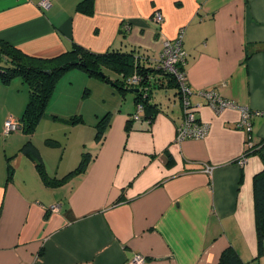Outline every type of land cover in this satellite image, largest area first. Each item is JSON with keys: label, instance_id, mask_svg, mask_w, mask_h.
<instances>
[{"label": "crops", "instance_id": "1", "mask_svg": "<svg viewBox=\"0 0 264 264\" xmlns=\"http://www.w3.org/2000/svg\"><path fill=\"white\" fill-rule=\"evenodd\" d=\"M42 1L0 0V40L41 59L78 44L96 53L135 49L143 62L157 64L183 31L191 111L209 130L203 139L176 141L184 106L180 94L163 88L149 97L154 116L144 113L127 130L135 94L95 83L104 95L88 128L107 116L101 141L82 135L69 142L73 155L45 154L37 137L42 123L56 126L73 113L86 119L68 102L71 93L53 105L74 82L57 84L31 137H4V122L22 118L29 92L18 78L0 81V264H132L137 256L143 264H219L230 246L245 263L260 256L253 178L264 168V0H93L91 16L77 9L84 0H49V9ZM207 92L235 107L215 109ZM243 110L250 136L238 127ZM24 140L38 148L52 179L77 168L85 152L91 159L63 184L47 185L21 152ZM249 143L257 152L240 164ZM9 158L15 174L7 183ZM57 204L61 210L52 212Z\"/></svg>", "mask_w": 264, "mask_h": 264}, {"label": "trees", "instance_id": "2", "mask_svg": "<svg viewBox=\"0 0 264 264\" xmlns=\"http://www.w3.org/2000/svg\"><path fill=\"white\" fill-rule=\"evenodd\" d=\"M77 9L82 14L93 15V0L82 1ZM141 57L144 56L137 54L135 49H111L104 53H96L78 44H73L68 52L58 57L41 59L26 55L17 47L0 40V81L8 85L12 80L21 77L26 83L29 101L20 120L23 123L22 130L28 137L34 134L36 127L44 118L48 103L55 92L58 82L67 72L75 69L83 71L90 78L116 86L117 90L122 94H125L130 89H139V93L135 94L136 105L143 104V119L144 113L149 117L151 115L154 116L157 112V106L151 104L149 100L150 95H153L155 90L163 88L175 90L177 94H181L182 90L188 88L189 85L187 80L181 81L179 78V74L185 73L183 64H180L177 73H174L166 69L161 62L157 64L143 62L144 58ZM113 75H115V79H113ZM134 77L139 79L140 83L137 86L131 85V80ZM130 120L127 123V130L130 129V125L134 122L132 118ZM79 121H81V118L75 117L74 122ZM108 123L109 118L107 116L99 123L96 134L97 141H101L103 138L104 130L107 128L106 125ZM21 150L25 156L35 163L39 175L47 185L63 184L70 177L83 171L91 159V153L85 152L77 168L63 178L52 179L45 170L40 151L31 141L26 142ZM254 150L256 148H248L243 157L246 158L257 152ZM12 160V158L8 159L7 183L12 181L15 174ZM253 197L258 246L260 256H262L264 246V168L253 178ZM260 256L255 258V260ZM219 264L248 263H245L237 251L230 246L222 252Z\"/></svg>", "mask_w": 264, "mask_h": 264}, {"label": "rangeland", "instance_id": "3", "mask_svg": "<svg viewBox=\"0 0 264 264\" xmlns=\"http://www.w3.org/2000/svg\"><path fill=\"white\" fill-rule=\"evenodd\" d=\"M76 73H78V72L77 71L69 72V73L65 74L62 77V79L59 81L58 84H60L61 86L63 84H66L67 81H69V82L73 81L74 83L70 84V86L67 89H65V92L62 95V97L56 96V97H60V98L53 105L58 106L59 105L58 102L61 101L63 98L67 97L68 94L71 93L72 99H71V101H68V102H75L76 109L81 108L84 112L83 114L85 115L86 119H85V121H83V119H81V121L75 123L74 122L75 118L72 119V117L76 116V113H73L72 117L59 118L57 121L58 124L56 126H51V125L47 126L46 121L44 123H42V127L40 128V130H38V136L37 137L39 139V144L41 146V150L43 152H45V154H46V152L53 153V151H54V153H58L59 157H62L64 153H65V155H67V153L73 155L75 150L72 149L71 144L78 141L79 138L82 137V135L89 136V134H90V135H93V137H96L97 129L93 130V127L97 126V124H99L101 122V120L103 119V118L100 119L99 123L94 124L92 129L88 128L90 126V124H92L91 123V121H92L91 116L92 115H90L89 113L91 112V110L93 108H96V107L101 105L99 103H102V102H100L99 100L101 99V96L104 95V93L102 91H99L100 89L96 90L95 87H97V86H95L96 85L95 83H102V82H97V80H94L93 78H90V77L88 78L89 80L80 81L81 78H83V79L85 78L86 73H84L83 71L79 72L82 76H80ZM74 75H76V78L74 77ZM77 75H78V77H77ZM86 77H88V76H86ZM112 77H113V79L116 78L115 75H113ZM77 78H78V80H77ZM17 80H18V82L23 83V85H25V89H27L26 91H28L27 85L24 82L23 78L19 77ZM110 85H112V84H110ZM113 87L115 88V90H117L116 86H113ZM57 88L59 89L60 86L58 85L56 87V89H55L56 92H54V93H57V91H58ZM79 90H81V92L83 94L81 97H79V95H78ZM162 95H165V93L163 92ZM120 97H122V96L120 95ZM128 97H129V95H128ZM163 97H165V96H163ZM77 98H79V99H77ZM51 99L48 103V106L51 102ZM55 99L56 98H54V100ZM28 101H29V94H28L27 101H26L27 104H28ZM27 104H26V106H27ZM68 109L72 113L70 107ZM65 110H66V108L63 105L61 108V111L57 114H64ZM104 110L105 109H103V112H104ZM102 115H103V113L101 114V116ZM40 123L38 125L39 127L41 126ZM49 123L52 124L51 122H49ZM76 125H77V128H75L72 131V127H75ZM43 127L45 130L51 131V133H47L46 131H44ZM18 134L23 135V136L26 135L23 130L21 132H19ZM18 134H13V135L16 136ZM47 139H49V141H51L52 145L51 144L46 145ZM24 143H25V140H24ZM67 144H68V146H67ZM69 146H70V148H69ZM44 147H46L47 149L50 148V149H52V151L44 149ZM79 160H80V157L78 159V162H79ZM260 261L264 262V255L259 257L257 260H255V259L251 260V262H249V264H253L254 262L259 264Z\"/></svg>", "mask_w": 264, "mask_h": 264}, {"label": "built area", "instance_id": "4", "mask_svg": "<svg viewBox=\"0 0 264 264\" xmlns=\"http://www.w3.org/2000/svg\"><path fill=\"white\" fill-rule=\"evenodd\" d=\"M41 5L45 7L46 9H49L51 7V2L49 0H43L41 2ZM156 22L162 23L163 22V16L160 13H157L156 16ZM183 39H184V32L181 31L178 38L176 40L167 42L165 44L164 52L161 56V63L164 65L166 69H168L171 72L177 73L179 69L180 64H184L185 58H186V51L183 49ZM179 78L181 81L186 80V73L179 74ZM139 79L137 77H134L131 80L132 86H137L139 84ZM190 96H191V90L190 88H184L180 94V98L182 101V104L184 106V118L181 126L179 127L176 141H184L186 139H203L208 134V126L206 124H203L196 120L194 112L191 111V102H190ZM207 97L209 103L211 106H213L217 110H223L225 108L229 107H235L232 102L224 101L223 99H220L218 96L215 95L213 92H207L205 94ZM144 111L143 104L136 105V111L134 115L132 116V119L134 121H140L142 120V113ZM261 113H257V115H260ZM250 114L248 111L243 110V118L238 125L239 128L245 129L250 136V133L252 131V123L250 121ZM23 129V123L19 119H15L13 117H8L3 125V135L9 136L11 134L17 133L19 131H22ZM250 140V137H249ZM250 142V141H249ZM251 147L253 148L254 145L249 143ZM245 157L240 159V164H243V161ZM61 204H57L52 207V212H59L61 210ZM145 261L144 257L137 256L132 264H143Z\"/></svg>", "mask_w": 264, "mask_h": 264}, {"label": "water", "instance_id": "5", "mask_svg": "<svg viewBox=\"0 0 264 264\" xmlns=\"http://www.w3.org/2000/svg\"><path fill=\"white\" fill-rule=\"evenodd\" d=\"M129 92L132 93V94H138L139 93V89H130Z\"/></svg>", "mask_w": 264, "mask_h": 264}]
</instances>
